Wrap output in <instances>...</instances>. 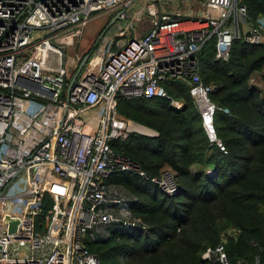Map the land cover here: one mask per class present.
I'll return each instance as SVG.
<instances>
[{
  "label": "built area",
  "instance_id": "built-area-1",
  "mask_svg": "<svg viewBox=\"0 0 264 264\" xmlns=\"http://www.w3.org/2000/svg\"><path fill=\"white\" fill-rule=\"evenodd\" d=\"M135 1L0 0V264H100L90 242L105 241L119 228L148 231L132 210L139 198L109 176L137 174L167 196L178 184L170 168L149 178L112 148L131 132L157 134L138 131L139 124L121 116L118 97H166L181 109L183 102L162 86L179 80L209 134L214 87L200 79L199 50L215 37L216 58L228 60L236 39L264 44V21L250 23L242 0H207L202 17L156 13L151 3L148 31L116 48L109 42L126 31L120 27L107 38L103 32L67 93L86 52L69 69L62 48L66 54L83 36L94 13L126 20ZM7 218L17 220L14 231ZM202 258L231 264L224 244L207 248Z\"/></svg>",
  "mask_w": 264,
  "mask_h": 264
},
{
  "label": "trees",
  "instance_id": "trees-1",
  "mask_svg": "<svg viewBox=\"0 0 264 264\" xmlns=\"http://www.w3.org/2000/svg\"><path fill=\"white\" fill-rule=\"evenodd\" d=\"M248 21H264V0H242ZM215 37L199 50V76L213 85L216 140L204 127L189 87L162 82L166 97H118V113L156 135L131 132L112 148L140 165L149 178L164 168L175 173L174 196L137 174L114 172L108 180L139 198L133 213L148 231L116 229L105 241L90 242L100 264H212L202 258L224 244L231 264H264V44L236 39L228 60L216 58ZM92 47L90 51L93 49ZM89 51V50H88ZM220 141V144H219Z\"/></svg>",
  "mask_w": 264,
  "mask_h": 264
},
{
  "label": "rangeland",
  "instance_id": "rangeland-1",
  "mask_svg": "<svg viewBox=\"0 0 264 264\" xmlns=\"http://www.w3.org/2000/svg\"><path fill=\"white\" fill-rule=\"evenodd\" d=\"M139 1L142 0H137L135 2L137 3ZM143 2L144 4H142L144 6V10L142 11L141 15L134 17V26H128V33H126L124 36H119L115 38V40L113 39V41L109 42V44L113 45L114 48H116L118 44L127 42L129 38L140 37L148 31L151 26V19L155 17L151 15L149 10L151 3L155 4L156 13H159L162 9H164L167 10V12L180 11L184 15L190 14L194 15L195 17H202L207 0H143ZM109 16L110 15L107 14L94 13L85 28L83 36L81 38H76L74 45L68 46L66 48V63L69 69L74 68L78 64L79 59L84 52H87L88 50L90 51V49L94 47L100 36L103 34L106 26L111 21V19H109ZM140 19H143L144 21H141ZM128 22L129 19L119 20L122 28L126 27ZM117 30L119 31V29ZM117 30L115 31L118 32ZM107 32H109V30ZM104 37L107 38V35H105ZM117 40H119V42H117ZM254 79L256 83H259V85H264V76H255ZM138 126H140V124L137 125V127Z\"/></svg>",
  "mask_w": 264,
  "mask_h": 264
},
{
  "label": "water",
  "instance_id": "water-1",
  "mask_svg": "<svg viewBox=\"0 0 264 264\" xmlns=\"http://www.w3.org/2000/svg\"><path fill=\"white\" fill-rule=\"evenodd\" d=\"M119 20H120V13H118V14H116V15H114L112 17L111 21L106 26L104 32L107 31L113 25H119ZM62 50L64 52V59L66 60L65 47H63ZM89 57H90V53H88V54H86V55L83 56L82 60L80 61L79 65H78V67L76 69V72L74 73V75H73V77H72V79H71V81L69 83V86H68V89H67V93H69L70 88L72 87V85L76 81L79 73L81 72V70L84 67V65L86 64V62L88 61ZM209 136H210L211 140H216L215 130L214 131H211L209 133ZM219 144H220V141H219ZM7 220H9L11 222L10 231H14L16 229L17 220H10L9 218H7Z\"/></svg>",
  "mask_w": 264,
  "mask_h": 264
},
{
  "label": "crops",
  "instance_id": "crops-1",
  "mask_svg": "<svg viewBox=\"0 0 264 264\" xmlns=\"http://www.w3.org/2000/svg\"><path fill=\"white\" fill-rule=\"evenodd\" d=\"M155 1V0H154ZM144 2H147V1H144ZM143 0L142 1H139V2H135L131 7L130 9L128 10V14H129V22L128 24L126 25V27H123V30L126 31V33H128V26L129 27H132L134 26V17L135 16H138V15H141L142 14V11L144 10V4ZM143 3V4H142ZM162 9V8H161ZM167 12V10H164L162 9L159 13L162 14V13H165ZM170 12V11H169ZM173 12H177V11H173ZM172 13V12H171ZM108 15V14H107ZM111 15L109 16V19H110ZM127 20V19H126ZM141 21L143 19H140ZM144 21V20H143ZM146 22V21H145ZM121 26V24L119 23V25H114L113 27H111L109 30V32H104L103 34V37L106 35V34H109V35H113V36H116L115 34L117 33L115 30L119 29ZM107 30V31H108ZM85 31V30H84ZM118 31V30H117ZM119 32V31H118ZM111 33V34H110ZM101 35V34H100ZM99 38V37H98ZM259 85V83H258Z\"/></svg>",
  "mask_w": 264,
  "mask_h": 264
},
{
  "label": "bare ground",
  "instance_id": "bare-ground-1",
  "mask_svg": "<svg viewBox=\"0 0 264 264\" xmlns=\"http://www.w3.org/2000/svg\"><path fill=\"white\" fill-rule=\"evenodd\" d=\"M202 104H205V101L204 100H202ZM131 129H133V126L132 125H131ZM136 129L138 131L143 132V133H153V131L149 130L148 128H144L142 126H138V127H136Z\"/></svg>",
  "mask_w": 264,
  "mask_h": 264
},
{
  "label": "flooded vegetation",
  "instance_id": "flooded-vegetation-1",
  "mask_svg": "<svg viewBox=\"0 0 264 264\" xmlns=\"http://www.w3.org/2000/svg\"><path fill=\"white\" fill-rule=\"evenodd\" d=\"M113 26H114V25H113ZM113 26H112V27H113ZM110 28H111V27H110ZM110 28H109V29H110ZM88 53H90V51H87L84 55H86V54H88Z\"/></svg>",
  "mask_w": 264,
  "mask_h": 264
}]
</instances>
